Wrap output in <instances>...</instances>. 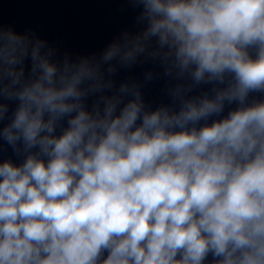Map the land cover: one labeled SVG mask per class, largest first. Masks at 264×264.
<instances>
[{"label":"clouds","instance_id":"9594fccd","mask_svg":"<svg viewBox=\"0 0 264 264\" xmlns=\"http://www.w3.org/2000/svg\"><path fill=\"white\" fill-rule=\"evenodd\" d=\"M130 3L75 58L0 27V264H264V0Z\"/></svg>","mask_w":264,"mask_h":264}]
</instances>
